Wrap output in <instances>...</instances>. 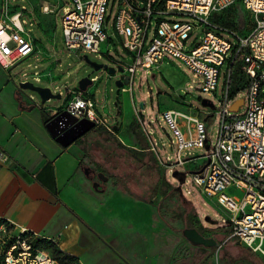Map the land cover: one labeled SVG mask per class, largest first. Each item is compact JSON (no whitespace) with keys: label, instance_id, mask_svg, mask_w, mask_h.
I'll use <instances>...</instances> for the list:
<instances>
[{"label":"rangeland","instance_id":"rangeland-1","mask_svg":"<svg viewBox=\"0 0 264 264\" xmlns=\"http://www.w3.org/2000/svg\"><path fill=\"white\" fill-rule=\"evenodd\" d=\"M6 1L0 0V20L3 21L6 19ZM66 1L8 0L7 16L22 11L24 28L33 39L34 50L28 58L12 67L7 75L11 83L17 86L27 82L60 94L59 99H51L43 105L44 109L52 110L64 107L68 93L77 88L79 80L90 74L95 82L87 92L93 95L96 111L101 118L114 125L118 109L115 106V81L118 75L109 76L104 69L91 73L92 68L80 57L85 55L91 62L108 67L133 65V58L123 48L121 39L113 35L117 2L109 0L107 6L104 29L109 39L101 45V53L92 54L83 50H69L64 45L60 21L63 13L61 4ZM160 18L180 19L174 15ZM184 21L198 26L187 42L186 50H189L192 42L202 40L205 25L189 17H185ZM209 22L242 35L252 20L242 6L236 4L211 17ZM218 33L230 42L236 41L227 32ZM224 71H221L216 92L207 95L200 91L201 78L172 57L167 56L161 64L149 70L141 67L135 69L129 84L130 92L120 91L117 121L120 129L124 124L129 126L128 132L134 134L144 148L148 147V142L153 145L155 151L148 153L147 157L134 159L128 152L119 149L116 141L107 140L103 131L94 129L80 138L87 156L80 170L81 175H84L85 168H90L95 174L101 173V168L110 176L119 178L120 186L127 187L136 196L150 200L154 205L124 193L112 177L104 183L94 179L100 183L99 190H94L91 180L84 175L87 179L86 192L92 199L81 218L84 225L81 243L90 249L94 258H101L107 264L112 260L115 264H264L261 255L251 252L236 240L227 239L230 232L228 214L217 205L215 198L205 196L193 184L190 172H196L203 166L206 150L193 148L183 151L181 158L187 160L185 166L171 168L172 163L177 162V151L174 145H170V141L174 143V134L165 124L162 112L166 108H174L205 120L208 138L211 146H214L220 125L218 112L223 97ZM244 84L245 79L238 74L233 77V92L238 94L229 102L228 110L233 102L247 96ZM22 92L34 103H40L37 94L28 90ZM202 100L210 101L214 109L203 107ZM140 103L143 104L142 121L138 116ZM244 110L245 106L242 105L239 111H229V114L237 115ZM133 123L138 127L136 133L130 128ZM118 133V139L126 142L124 133L121 130ZM174 171L186 173L185 181L180 186L181 194L173 190L179 186L172 177ZM224 194L235 198L243 196V192L234 187L227 188ZM188 213L197 216L207 229V238L221 243L218 248L193 246L185 239L182 231L192 228L186 220ZM206 217L210 222L205 220ZM100 242L110 245L107 255L97 249L96 244Z\"/></svg>","mask_w":264,"mask_h":264},{"label":"built area","instance_id":"built-area-1","mask_svg":"<svg viewBox=\"0 0 264 264\" xmlns=\"http://www.w3.org/2000/svg\"><path fill=\"white\" fill-rule=\"evenodd\" d=\"M115 1L118 11L113 35L121 39L123 48L133 58L130 67L117 64L115 68L120 66L122 72L116 74L128 77L129 84L137 67L149 70L169 56L200 77V91L211 95L216 92L221 71L225 69L218 112L220 125L214 146L208 138L205 120L191 114L162 112L165 124L174 134V143L170 141V145L177 151V162L172 163L171 168H183L187 160L181 158V153L193 148L205 149L208 141L204 168L192 174V182L205 196L215 198L217 205L228 214L227 239L236 240L264 258V0ZM238 1L252 20L244 34L209 22L211 17L232 8ZM108 3L109 0H67L61 4V30L67 49L101 53V45L109 39L104 29ZM9 6L7 0L4 4L6 19L0 20V66L5 70L28 58L34 50L33 39L24 28L22 11L8 17ZM164 15L180 19H161ZM185 17L205 25L202 40L192 42L189 50H186L187 42L198 26L184 21ZM218 31L227 32L236 41L230 42ZM236 74L245 79L243 87L247 96L233 104L242 102L245 110L230 115L232 106L230 110L227 106L238 94L232 88ZM129 84L121 91L130 92ZM68 95L64 108L56 114L64 110L79 120L91 121L95 128L102 127L114 134L113 125L97 113L93 96L77 88ZM161 143L164 144L162 139ZM149 149L155 151L151 143ZM229 187L241 190L243 196L225 195ZM38 238L41 237L32 230L1 222L0 264H57L49 251L36 245ZM41 239L59 249L55 240ZM78 263L82 264L79 260Z\"/></svg>","mask_w":264,"mask_h":264},{"label":"crops","instance_id":"crops-1","mask_svg":"<svg viewBox=\"0 0 264 264\" xmlns=\"http://www.w3.org/2000/svg\"><path fill=\"white\" fill-rule=\"evenodd\" d=\"M9 70L0 66V223L8 221L16 228L53 239L60 251L82 264H107L94 258L81 243L84 234L81 218L92 199L86 192L87 179L80 172L87 157L81 139L65 148L60 146L47 132L44 120L51 119L64 107L40 108L11 83ZM18 99L32 109L21 108ZM165 111L182 113L174 108ZM179 123L182 125L181 120ZM121 127L117 121L115 136L120 138L121 130L126 142L119 141L139 150L135 135L128 132L129 126ZM147 144L150 147V142ZM96 245L103 255L110 252L109 244Z\"/></svg>","mask_w":264,"mask_h":264},{"label":"water","instance_id":"water-1","mask_svg":"<svg viewBox=\"0 0 264 264\" xmlns=\"http://www.w3.org/2000/svg\"><path fill=\"white\" fill-rule=\"evenodd\" d=\"M80 60L85 61L91 68L92 72H97L101 69H104L107 71L109 76H115L116 72L121 73L122 68L118 66L117 68L115 67H108L107 65H100L96 64L94 62H91L87 56H81ZM95 80L90 77V74H88L86 77L82 78L79 80L77 89L80 92H86L87 89L93 85ZM129 84L128 77L120 75L118 79L115 81V87H116V97H115V106L118 108L117 109V114L115 117V124L113 126V130L115 131L117 129V116L119 114V95L122 87L126 86ZM19 89L21 91H30L39 96L40 103L39 107L43 108V105L50 101L51 99H59L60 94H54L50 89L48 88H40V87H34L30 83H20L19 84ZM19 106L23 109H32V106L30 107H25L23 106V102L21 99H18ZM201 105L203 107H208L210 109H214V105L210 103L208 100H202ZM242 105V102L239 104H233L231 107V111H237L238 107ZM143 110V104L140 103L138 106V116L140 120H144V116L142 114ZM45 128L47 132L50 134V136L62 147H68L72 143L76 142L83 136H85L87 133L95 129L94 123L91 121H88L87 119H78L72 115H70L66 111H61L58 112L56 115H54L45 125ZM209 146V142H206V147L205 149L207 150ZM204 166L200 168L198 172H201ZM197 172V173H198ZM85 176H89L90 173H94V171L90 170V168H85L83 171ZM193 174L194 172H190ZM172 177H174L177 181L179 186L176 188L177 191L181 194V188L180 186L184 183L185 178H186V173L185 172H179V171H174L172 172ZM97 179L101 182H106L108 180L107 177H105L102 173H97ZM91 186L94 190H99V182H93L91 183ZM206 221H209V218L206 217ZM182 235L185 237V239L193 246H201L204 248H218L220 245L216 240L213 238H207L202 236L195 228H186L182 231Z\"/></svg>","mask_w":264,"mask_h":264},{"label":"trees","instance_id":"trees-1","mask_svg":"<svg viewBox=\"0 0 264 264\" xmlns=\"http://www.w3.org/2000/svg\"><path fill=\"white\" fill-rule=\"evenodd\" d=\"M239 4V1L238 3ZM18 11L14 12L13 14L17 13ZM50 119H45L44 120V123H47ZM132 129V131L134 133L137 132V125H135L134 123L131 125L130 127ZM95 130L97 131H103L106 136H107V140L108 139H111V140H114L116 141L117 143V146L119 147V149L121 150H124L126 152H128L134 159L136 160H139L140 158L142 157H147V154L148 153H152V151L149 149V147H143L141 142H138V145L140 146V149L137 150V149H134V148H130L128 146H125L123 143H121L119 141V139L115 136V134L113 133H110L108 131H106L104 128L102 127H97L95 128ZM100 171L101 173L109 178V177H112L115 181L118 182L119 178H117L115 175L114 176H110L108 173L104 172L101 168H100ZM108 175V176H106ZM118 185L120 186V183L118 182ZM121 190L124 192V193H127L131 196H133L135 199H137L138 201H142V202H145L147 204H150L154 207L153 205V202H151L150 200L149 201H146L145 199L143 198H140L138 196H136L134 193H132L129 189H127V187L125 186H120ZM174 191H177L176 188H173ZM178 192V191H177ZM191 218V219H190ZM186 220L189 222V225L192 227V228H195L202 236L204 237H207L206 233H207V229L204 228L201 224V222L199 221V219L197 218V216L195 215H191V214H187L186 215ZM218 244L220 245L221 243L218 242ZM36 245L38 247H40L41 249H44V250H47L49 251V253L51 254L52 258L57 262V264H72V263H75L77 262L78 263V259L75 258V257H71V256H68V255H65L63 252H61L57 247L54 246V244L48 240H38ZM249 250V249H248ZM79 264V263H78Z\"/></svg>","mask_w":264,"mask_h":264},{"label":"flooded vegetation","instance_id":"flooded-vegetation-1","mask_svg":"<svg viewBox=\"0 0 264 264\" xmlns=\"http://www.w3.org/2000/svg\"><path fill=\"white\" fill-rule=\"evenodd\" d=\"M88 178L91 180V183L95 182L94 179H97V173H90ZM100 184V183H99Z\"/></svg>","mask_w":264,"mask_h":264}]
</instances>
